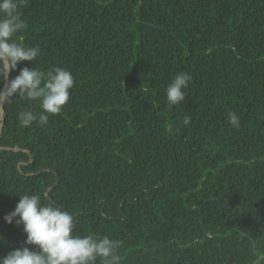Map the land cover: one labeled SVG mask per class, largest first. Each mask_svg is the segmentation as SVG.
I'll return each instance as SVG.
<instances>
[{
  "label": "trees",
  "instance_id": "16d2710c",
  "mask_svg": "<svg viewBox=\"0 0 264 264\" xmlns=\"http://www.w3.org/2000/svg\"><path fill=\"white\" fill-rule=\"evenodd\" d=\"M19 10L28 27L15 38L40 54L10 79L62 67L74 86L45 126L17 119L40 113L39 101L5 105L0 145L22 149L0 148V256L26 240L4 216L37 194L74 216V234L119 241L120 264H264V0H27ZM180 72L192 79L170 107Z\"/></svg>",
  "mask_w": 264,
  "mask_h": 264
},
{
  "label": "clouds",
  "instance_id": "9594fccd",
  "mask_svg": "<svg viewBox=\"0 0 264 264\" xmlns=\"http://www.w3.org/2000/svg\"><path fill=\"white\" fill-rule=\"evenodd\" d=\"M27 0H0V117L4 106L16 97L29 101H39L42 111L34 113L24 109L17 114L22 127L33 123L45 126L49 114L56 115L70 99L74 86V76L69 69L54 67L41 71L27 66L19 74L9 79V73L17 69L22 61L34 62L40 54L39 46H26L23 40L15 38L17 33L28 27L19 8ZM191 75L180 72L166 88L167 104L171 107L184 102ZM233 127H239V117L228 113ZM192 116L186 115L182 124L191 123ZM171 131V128H169ZM12 224L23 225L26 233L25 246L15 248L5 256H0V264H120V242L109 236L74 234V216L53 202L42 203L37 194L20 195L15 209L4 216ZM37 246L35 249L29 246Z\"/></svg>",
  "mask_w": 264,
  "mask_h": 264
},
{
  "label": "water",
  "instance_id": "95a60500",
  "mask_svg": "<svg viewBox=\"0 0 264 264\" xmlns=\"http://www.w3.org/2000/svg\"><path fill=\"white\" fill-rule=\"evenodd\" d=\"M10 74H11V72L9 73V79H10ZM0 119H1V121H0V134H1L3 126H4V122H5V106H4V109H3V116L0 117ZM0 148L13 149L15 151H18V150L22 149L21 147H18V146H15V147L6 146V147H4V146H1V145H0ZM24 150L28 151V149H24Z\"/></svg>",
  "mask_w": 264,
  "mask_h": 264
}]
</instances>
